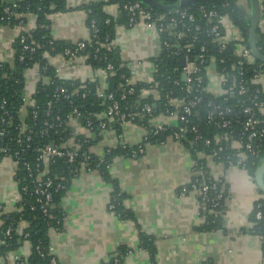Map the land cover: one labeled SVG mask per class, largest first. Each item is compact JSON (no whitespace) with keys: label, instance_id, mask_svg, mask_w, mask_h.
I'll list each match as a JSON object with an SVG mask.
<instances>
[{"label":"crops","instance_id":"1","mask_svg":"<svg viewBox=\"0 0 264 264\" xmlns=\"http://www.w3.org/2000/svg\"><path fill=\"white\" fill-rule=\"evenodd\" d=\"M95 1L102 2L104 11L117 19L119 10L113 0H65L67 10L48 15L51 37L66 43L85 40L89 30L81 6ZM249 4L248 0H243L246 11L250 10ZM34 27V18L27 15L25 28ZM19 32L20 28L13 25L0 26L1 62L13 64V41ZM114 42L130 70L131 83L153 80L154 58L161 50L159 37L153 30L141 23L132 26L117 23ZM49 61L59 67V76L65 80L78 81L93 91L103 86V79L84 54L68 64L61 63L56 56ZM206 71L207 89L213 95H220L223 85L215 63H209ZM23 76L24 98L28 103L38 80L34 67L26 68ZM259 83L264 87V77ZM25 111L23 107L22 116ZM153 122L178 124L175 115L161 113ZM67 129L64 145H74L78 136L88 137L89 148L95 153L117 146L120 140L129 146L144 143L145 130L134 122H125L119 127L112 124L100 138L88 132L75 118L68 120ZM143 146L144 153L136 158L115 155L108 179L97 171L80 172L71 178L60 199L62 227L49 231V244L57 264H110V258L120 247L130 249L120 264H264L262 242L249 230L253 205L264 194L245 169L205 158L211 176L221 178L230 195L225 199L222 227L202 231L198 227L204 217L199 213L196 196L190 192L184 196L178 194L179 188L194 175L193 156L187 145L168 135ZM14 174L13 159L1 158L0 216L18 209L21 193ZM113 183L123 194L121 203L130 214L127 217H119L109 210ZM141 233L153 239V254L139 247ZM15 252L28 257L29 242H19Z\"/></svg>","mask_w":264,"mask_h":264},{"label":"built area","instance_id":"2","mask_svg":"<svg viewBox=\"0 0 264 264\" xmlns=\"http://www.w3.org/2000/svg\"><path fill=\"white\" fill-rule=\"evenodd\" d=\"M117 8L124 11L127 16L128 26L138 23L143 24L146 28L153 30L159 37L161 50L166 51V57L172 58L175 63L172 66H161L159 55L154 58V74L163 77L166 83L174 87H178L180 95L175 96L173 89H168L163 94V111L164 115H175L178 124L169 126L165 123L153 122L157 115L154 110V105L145 102L142 105V111L148 116L149 125H140L144 128L145 134L143 142L146 143L150 138H155L163 132L169 131V136L187 143V147L196 150V155L192 158L194 175L192 179L183 184L178 194L184 196L186 193H193L198 201L199 213L201 210H206L207 206H216L222 198L221 194H216L214 197L208 196L210 189L215 190L216 181L218 178L211 176L208 167L205 163V158H210L213 161L224 164L226 166L238 165L245 169V162L249 157H257L259 147L264 144V87L260 85V79L264 77V68L262 63H256L255 57L252 55L249 46L243 43L241 31L233 21L226 15L221 13L214 3L206 4L200 3L196 6L195 12L201 14L202 18L206 20L207 26H202L195 19L194 12L190 11L191 7H178L172 11H154L155 9L144 4L139 0H113ZM163 3L162 0H158ZM223 6L227 5V0H221ZM241 4V0H238ZM165 4V3H164ZM188 5V4H187ZM15 6V4H13ZM186 6V5H185ZM184 7V8H183ZM6 17L0 16V20H6L10 24V10L9 7L3 9ZM87 12H85L86 14ZM27 15H31L35 20V27L32 29L25 28L23 22ZM16 18H20L13 26L19 27L20 32L14 39L13 45H19L17 48V60L22 63L24 61L32 62L35 69L37 81L45 78L44 73L47 68H52L56 78L60 83L54 86L52 92V99L46 103L45 119L42 123L38 133L40 136H47L50 132L59 134L67 129V122L71 118L77 119L84 128L94 134L96 138H100L105 129L112 124L134 122L138 114L128 112V107L125 105L121 109L120 100L127 104L126 96L135 93V83H131L129 77L121 75L124 85L121 88L120 99L114 97L113 92H105L103 89L96 91L98 98L105 102L104 110L98 114L96 120L89 115L84 109L83 103L78 106L74 105V97H78L81 101L87 96L86 91L78 92L75 88V82L66 84L65 79L59 76V67L54 66L49 58L56 56L61 63H72V61L80 55V51L87 45L92 46L95 42L96 47L92 58L100 60L98 57V50L100 47L111 50L116 46L114 38L104 40L98 39L97 28L94 21L91 20L88 27L89 34L85 40H78L66 46L60 51H56L52 43L48 42L47 49H42V54L39 59H34L33 53L42 45L37 44L31 38L32 31L37 27V13L22 11L14 14ZM109 22V19L106 20ZM258 26L264 31V15L260 13ZM205 31L207 35L211 36V42L215 45L217 55L208 54L205 44H200L197 51L192 52L194 41H197L200 34ZM31 38L30 41H28ZM185 39L183 49L178 45L179 40ZM175 40V43L171 42ZM94 41V42H93ZM232 43V45L230 44ZM181 50H184L181 53ZM195 50V49H193ZM227 57L232 58L227 75L233 82L234 89L230 88L229 92L245 96L240 105L230 106L223 105L214 99H206L205 95L209 94L207 89V81H205L204 74H207L206 68L209 63H215L217 74L221 78L224 86L226 80L224 76L225 67L218 69L217 64H226ZM88 58V55H85ZM182 62V63H181ZM250 68L251 77L246 79L248 66ZM101 79L107 78L113 74V65L107 63L103 69L95 68ZM180 74V77H178ZM184 76V78H183ZM45 80V79H44ZM154 80V79H153ZM153 80L148 82L149 88L143 89V95L153 92L157 94L156 84ZM249 85L253 86L252 89ZM222 94V93H221ZM213 95V94H212ZM217 96V95H216ZM63 100L72 106V111L62 114L60 109H53L55 101ZM4 100L0 105L2 113L0 115V142L3 141L6 131L4 130L5 123L11 120L9 113L3 108ZM204 105V107H203ZM203 107L204 116L201 123L192 122V119L197 115L198 109ZM35 117L36 111H33ZM238 116V117H235ZM240 116L244 118L240 119ZM212 127L217 130L225 131V136L215 135V137H208L201 131L200 126ZM238 129L235 130V126ZM227 131V132H226ZM19 134L14 137V148L7 144L0 146V158L11 157L15 163V171L18 169L19 162L22 161V166L25 168L28 176L31 178L30 186H23V193H27L30 188V194L35 197V204H30V209H38L43 214H48L49 208L52 206V194L61 189H66L71 178L79 175L80 172L97 171L101 173V167L109 170L112 158L108 157L111 150L118 147L123 153L121 155L136 158L144 153V143L136 145V147L120 142L117 146L108 147L102 152L95 153L90 150V138L81 136L75 140L74 145H64L62 141L58 145L54 143H46L42 146H35L32 148V134L33 130L28 129L25 132L24 125L19 127ZM190 135V137H187ZM121 135L119 134V139ZM223 138V141L221 139ZM212 141L225 143L216 145V147L206 149L212 146ZM185 143V144H186ZM86 144L87 147L83 145ZM201 148L198 150L197 147ZM31 149L37 153L34 161L22 160L19 156V150ZM62 158L68 168V175L59 176L57 173L48 171L43 168L49 161L54 162L55 158ZM200 165V166H199ZM42 166V168H41ZM199 166V167H198ZM229 190L225 194L224 199L229 197ZM109 210L114 212V204L109 200ZM115 213V212H114ZM116 214V213H115ZM117 215V214H116ZM256 218L261 217V211H256ZM18 223V222H17ZM16 223V224H17ZM2 220L0 219V249L2 247L9 248L10 233L13 231L12 226H8L4 231L1 229ZM18 234L23 237V241H28L30 236L28 231L24 230V225L20 222L16 228ZM262 241V235H257ZM34 249L39 256H44L40 244L37 243ZM142 249V248H141ZM47 255L49 256L47 264H57V258L53 254L52 247L49 244L47 248ZM113 264L119 263L117 253L113 255ZM0 264H30L27 257H24L14 249H9L5 253L0 252Z\"/></svg>","mask_w":264,"mask_h":264},{"label":"trees","instance_id":"3","mask_svg":"<svg viewBox=\"0 0 264 264\" xmlns=\"http://www.w3.org/2000/svg\"><path fill=\"white\" fill-rule=\"evenodd\" d=\"M165 4H172L176 0H162ZM249 1V0H248ZM200 3H214L216 5V8L223 14H226L233 23L238 26V28L241 31V37L243 39V43L248 46V33H249V26H250V10L249 12H246V10L242 7V5L238 2V0H227V5L223 6L221 0H199L192 3H189L188 5L184 6L191 7L190 11L194 12L195 19L197 22L202 24V26H207L206 20H204L201 16V14L195 12V8ZM250 3V2H249ZM15 4V6H13ZM250 5V4H249ZM5 7H9V10L11 12L10 14V24L14 25L17 23V21L20 18H16L14 16L17 12L22 11H28V12H36L37 13V20L36 24L37 27L32 31L31 38L34 40L37 44L42 45L41 48H37L35 52L33 53L34 59H39L42 54V49H47L46 46H48V42L50 40H53L52 43L55 47L56 51L62 50L66 46H71L73 43H66L62 41H57L53 39L50 35L49 31V20L48 15L55 11H65L67 10L65 0H0V16L6 17L3 9ZM183 7V8H184ZM259 7H260V13L261 15H264V0H259ZM81 8L84 9L86 13V25L87 27L90 26L91 20L94 21V24L97 28V36L98 39L104 40L106 37L107 39L114 38L115 34V25L117 23H123L128 26L127 23V16L126 13L120 9L117 19L115 20L113 16L107 14L103 9V3L99 1L95 2H89L85 5H82ZM154 11L158 12L159 10L155 9ZM24 23L26 22V17L24 18ZM109 19V22L107 23L106 20ZM1 25H8L6 20H0V26ZM31 38L28 40L30 41ZM94 42V41H93ZM255 42L259 49V51L264 55V31L261 30L259 26L256 28L255 33ZM172 44L175 43V40L171 42ZM185 44V39L179 40L178 45L181 49H183ZM200 44H205L208 54L217 55V50L215 45L211 42V36L207 35L205 31H203L200 34V37L197 41H194L192 52H196L198 49V46ZM232 45V43H230ZM96 47L95 42L92 46L87 45L83 50L80 51V54L88 55L87 62L93 67L98 69H103L107 63H111L113 65V74L109 75L107 78L103 80V86L101 89H103L105 92H113L114 97L116 99H120V92L121 88L124 85V81L121 78V75H125L127 77H130V70L128 66L125 64V62L121 59L120 52L117 46L112 48L111 50H106V48L100 47L98 50V57H100V60H94L92 58L93 55V48ZM15 48V58L12 65H9L8 63H4L0 61V105L2 103V100H4L3 108L9 113L11 116V120L5 123L4 130L6 131V135L4 136V139L2 142H0V146H4L7 144L12 145L14 148H18L16 145H14V137L18 135L19 127L21 125H24L25 132L28 129L33 130L32 134V141L31 146L32 148L35 146H42L46 143H54L55 145H58L62 141L66 139L68 136V129H66L64 132H61L59 134H53L50 132L47 136H40L38 131L42 126V123L45 119V107L46 103L52 99V92L54 89V86L58 83H60L61 80L56 78L54 71L52 68H47L46 72L44 73V77L46 78V81L43 79H40L36 83V87L34 90V93L32 95L31 100L26 103L24 98V76L23 72L26 68L32 66V62L24 61L22 63L18 62L17 60V48H19V45H14ZM195 49V50H193ZM184 50H181V53H183ZM161 66H172L175 61L172 58L166 57V51L162 50L159 55ZM232 61V58L227 57L226 64L220 65L217 64L218 69H221L222 67H225L224 70V76H225V84L223 86V92L220 95H212L211 93L205 95L203 102L206 99H214L215 101L223 104V105H230V106H238L240 103L244 100L245 96H240L234 93H230L229 89L232 88L233 82L231 78L227 75V71L230 67V63ZM260 62L256 59L255 66L258 65ZM262 67L264 68V65L262 64ZM250 68H253L252 66H248L247 73H246V79L249 80L251 77ZM205 81H207V77L205 72H203ZM180 77V74L179 76ZM154 84H156V90L158 92V98L156 93L149 92L147 95L142 94L143 89L149 88L150 84L146 82H138L135 83V93L131 95L126 96L127 104L124 101L120 100L121 109L125 105L128 107V112L132 114H138L136 116V119L134 120V123L139 125H149V119L146 114L142 111V105L145 102H149L151 104H155V112L161 113L163 111V94L168 89H173V92L175 96L180 95L178 87H174L171 84L166 83L165 79L163 77H160L158 74L154 75L153 78ZM72 81H65L66 84H70ZM82 83L75 81V88L78 90V92L86 91L87 96L83 101H81L78 97H74V105H77L79 103H83L84 109L89 113L90 116L94 120H96L99 113H101L105 108V102L98 98L96 95V91L91 90L86 85L83 86ZM249 88L252 89L253 86L249 85ZM234 89V87L232 88ZM25 108V115H21L22 108ZM204 107V105H203ZM203 107L201 109H198L197 115L192 119V122H196L197 124L201 123L204 116V110ZM59 108L60 112L64 115L68 112L72 111V106L69 105L67 102L63 100L55 101L53 103V109L55 112V109ZM33 111H36V115L34 117ZM2 113V109L0 108V115ZM238 117V116H235ZM240 119L244 118V116H240ZM120 123H116L115 126L119 127ZM201 131L204 133V135H207L208 137H215V135L219 136H225V131L217 130L212 127H205L200 126ZM238 129V125L235 126V130ZM227 132V131H226ZM169 135L168 132H163L160 135H158L155 138H150L147 142L150 141H158L163 140L166 136ZM187 137H190L188 135ZM78 138H81V136H78ZM223 141V138L221 139ZM186 143V142H185ZM225 144L222 142H213L212 146L206 149H210L213 147H216V145ZM186 145H188L186 143ZM84 147H87L86 144L83 145ZM136 147V146H132ZM201 147L198 146L197 149L199 150ZM19 156L22 160L25 161H34L37 153L35 151H32L31 149H24L19 150ZM190 152L192 156L194 157L196 155V150L194 148L190 149ZM123 151L116 147L111 150L108 157L113 158L115 155H121ZM1 156V154H0ZM1 159V158H0ZM264 160V144L259 147V153L257 157H249L247 158L245 162V170L249 173L251 178L255 181V172L257 170V167L261 164V162ZM200 166V165H199ZM198 166V167H199ZM226 166V165H225ZM42 168V166H41ZM44 169L48 171V174H51L52 172L57 173L59 176H65L67 177L68 168L64 162V159L62 158H55L54 162L49 161V163L45 166H43ZM101 174L104 178L108 179V170L103 169L101 167ZM15 179L18 184L19 191L21 193V200L19 203H17V210L12 213H5L0 216V219L2 220L1 229L2 231L5 230L6 227L12 226L13 231L10 233L9 242L11 243V247L4 248L2 247L0 249V252L5 253L9 249H17L19 246V242L23 241V237L17 233L16 228L18 227V223H22L24 225V230L28 231L30 236L28 237V241L30 244V254L27 257V260L30 264H47L49 256L47 255V248L49 245V231L50 229H56L60 230L62 227V219H63V210L60 206V199L62 195L67 190L61 189L57 192H53L52 194V206L49 208L48 214L41 213L38 209L32 210L30 209V204H35V197L30 194V188L27 193H23L22 187L23 186H30L31 178L28 176L25 168L22 166V161L19 162L18 169L15 171ZM216 181V188L215 190L210 189L208 191L209 197H214L216 194H221L222 198L219 200L218 205L216 206H207L206 210H201V215L204 217V222L198 227V229L202 231H210L215 230L217 228L222 227V217L223 212L225 209V194L227 193V184L221 179ZM71 180V179H70ZM70 182V181H69ZM113 192L110 195V201L114 204V212L119 217H127L130 214L125 211L123 208V205L121 203L123 194L120 192V190L117 188L116 184L113 183ZM261 211V217L256 218L255 214L256 211ZM249 220L251 222L250 231L256 235H262L263 240L262 245L264 248V196L259 198L255 201L253 208L251 210V213L249 215ZM18 222V223H17ZM17 223V224H16ZM39 243L42 252L45 254L43 257L39 256V254L34 249V246ZM139 247L147 250L150 254L154 253V246H153V239L143 233L140 234V241H139ZM130 249L127 247H120L118 249L117 256L119 257V263L122 261V258L124 255L129 253ZM113 256L110 258V264H113L112 261Z\"/></svg>","mask_w":264,"mask_h":264},{"label":"water","instance_id":"4","mask_svg":"<svg viewBox=\"0 0 264 264\" xmlns=\"http://www.w3.org/2000/svg\"><path fill=\"white\" fill-rule=\"evenodd\" d=\"M139 1L159 11H172L178 7H182L189 3L199 1V0H176L172 4H164V3L159 2L158 0H139ZM249 2H250V26H249V33H248V46L251 50L252 55L255 57V59H257L260 63L264 65V55L259 51L256 45V42H255L256 28L258 26L259 19H260L259 0H249ZM263 176H264V160L257 167V170L255 172V182L259 190L264 194Z\"/></svg>","mask_w":264,"mask_h":264},{"label":"rangeland","instance_id":"5","mask_svg":"<svg viewBox=\"0 0 264 264\" xmlns=\"http://www.w3.org/2000/svg\"><path fill=\"white\" fill-rule=\"evenodd\" d=\"M243 4V0H241V5ZM242 7H243V5H242ZM246 12H249V11H246Z\"/></svg>","mask_w":264,"mask_h":264}]
</instances>
